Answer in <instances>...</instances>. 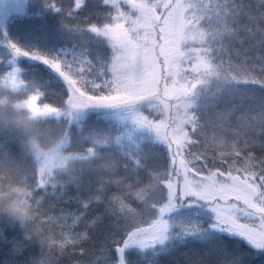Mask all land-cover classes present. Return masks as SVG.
<instances>
[{
    "label": "snow or ice",
    "instance_id": "obj_1",
    "mask_svg": "<svg viewBox=\"0 0 264 264\" xmlns=\"http://www.w3.org/2000/svg\"><path fill=\"white\" fill-rule=\"evenodd\" d=\"M0 104L76 162H26L0 264H264V0H0Z\"/></svg>",
    "mask_w": 264,
    "mask_h": 264
},
{
    "label": "trees",
    "instance_id": "obj_2",
    "mask_svg": "<svg viewBox=\"0 0 264 264\" xmlns=\"http://www.w3.org/2000/svg\"><path fill=\"white\" fill-rule=\"evenodd\" d=\"M22 111L13 106L0 104V138L11 139L16 144L15 152L4 150L0 152V198H18L24 200L25 188L22 180V174L27 161L35 160L37 157H47L53 163L58 175H63L73 171L76 162L73 160H64L58 155V139L57 135L48 127L44 126L40 121L32 118V126L38 133V139L44 148L40 154L31 153L26 150L22 144L21 130L12 126L5 125V121L13 112ZM26 138V137H25ZM38 214V213H37ZM100 255L97 251L95 255L86 257L89 262L95 261ZM135 259V257H133ZM183 264L184 256L176 253L172 258ZM62 264H67L63 261Z\"/></svg>",
    "mask_w": 264,
    "mask_h": 264
},
{
    "label": "clouds",
    "instance_id": "obj_3",
    "mask_svg": "<svg viewBox=\"0 0 264 264\" xmlns=\"http://www.w3.org/2000/svg\"><path fill=\"white\" fill-rule=\"evenodd\" d=\"M8 124L21 130L22 144L27 151L35 154H40L44 151L38 139V133L32 126V117L26 110L13 112L5 121V125L7 126ZM26 211L18 198H0V215L17 217L24 215Z\"/></svg>",
    "mask_w": 264,
    "mask_h": 264
},
{
    "label": "rangeland",
    "instance_id": "obj_4",
    "mask_svg": "<svg viewBox=\"0 0 264 264\" xmlns=\"http://www.w3.org/2000/svg\"><path fill=\"white\" fill-rule=\"evenodd\" d=\"M23 201H24V200H23ZM23 201H21V203H22Z\"/></svg>",
    "mask_w": 264,
    "mask_h": 264
}]
</instances>
